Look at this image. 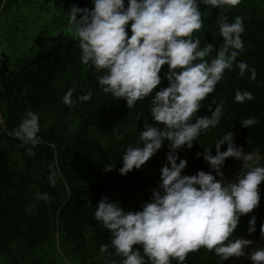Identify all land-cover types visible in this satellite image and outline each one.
<instances>
[{"label": "trees", "instance_id": "16d2710c", "mask_svg": "<svg viewBox=\"0 0 264 264\" xmlns=\"http://www.w3.org/2000/svg\"><path fill=\"white\" fill-rule=\"evenodd\" d=\"M73 5L93 6L92 0H0V17L27 14L12 22L11 31L0 32V264H65L62 249L77 264H121L123 258L109 244L108 230L94 218L96 206L107 197L110 202H120L125 210H139L158 187L159 166L166 163L168 141L139 170L119 173L126 148L138 144L145 124L155 126L148 111L150 97L128 109L124 99L103 92L96 80L100 73L94 74L90 66L81 63L78 40L68 23L67 11ZM200 8L204 26L194 36L199 37L202 48L208 43L214 46L206 57L209 61L223 43L217 35L220 17L225 15L230 22L243 17L244 51L237 59L255 68L256 78L250 79L249 72L238 75L235 66L234 71H226L197 113L210 116L208 105L215 98L224 101L225 115L216 128L202 133L190 150L178 152L180 159L187 157L184 174L205 171L208 163L196 154L212 145L215 154V142L228 131L234 133V144L244 152L259 151L260 158L250 166L264 164V3L241 0L235 8ZM24 27L33 33L25 34ZM164 71L166 66L156 90L168 85ZM69 89H74L73 100L77 101L72 107L62 102ZM236 90L250 91L254 99L235 103ZM89 91L92 99L79 102L77 98ZM26 111L40 117L41 141L32 148L31 156L26 154L31 145L11 135ZM249 117L258 123L242 127L241 122ZM226 149L227 144L221 146V151ZM108 163L114 164L110 172L104 170ZM230 165L228 158L223 168ZM240 170H233L236 176L228 182L234 181ZM51 172L57 173L54 186L48 179ZM259 188V207L241 217L236 232L238 237L255 241L250 248L264 246L259 231L264 223V182ZM37 193L50 194V201H37ZM251 215L256 217L257 231L249 235ZM102 244H109L107 252H101ZM140 254L143 256L142 249ZM184 264H218V260L201 248L189 253ZM223 264L252 262L240 257Z\"/></svg>", "mask_w": 264, "mask_h": 264}, {"label": "clouds", "instance_id": "9594fccd", "mask_svg": "<svg viewBox=\"0 0 264 264\" xmlns=\"http://www.w3.org/2000/svg\"><path fill=\"white\" fill-rule=\"evenodd\" d=\"M240 3L241 0H92V8L73 5L67 11L81 63L90 66L94 74L100 73L96 80L103 92L116 100L124 99L128 109L150 97L148 111L155 126L145 124L138 144L126 148L119 173L139 170L168 141L166 163L149 201L139 210H125L120 202L103 197L96 206L94 218L108 230L109 244L123 258L121 264H172L173 260L184 264L189 253L201 248L213 253L218 264L240 257L250 259L252 264H264V246L250 248L255 241L236 235L241 217L260 205L264 164H248L260 158L259 151L244 152L234 144V133L228 131L215 142V154L213 145L196 154L197 158L203 156L211 171L186 175L187 160L178 156L181 149L190 150L202 133L220 124L225 115L223 100L212 99L215 109L208 105L210 116L197 113L226 71H234L235 66L238 75L249 72L250 79L256 78V69L237 59L244 51L243 17L237 16L231 22L225 15L220 17L217 35L223 43L210 61L206 57L214 46L208 43L202 48L199 37L194 36L204 26L200 5L219 9L224 5L235 8ZM165 66L163 79L168 85L156 90L162 84ZM73 93L74 89H69L62 97L68 107L77 102ZM77 99L88 102L92 92ZM253 99L250 91L241 90H236L233 97L239 104ZM39 119L38 113L26 111L11 133L23 144L31 145L26 150L29 156L41 141ZM257 123L256 118L249 117L241 126L250 128ZM224 144L227 149L221 151ZM228 158L243 161V168L232 182H225L221 171ZM113 168L114 164L108 163L104 170L110 172ZM48 179L54 186L57 173L51 172ZM36 199L48 202L51 197L37 193ZM248 225L249 235L257 231L254 215ZM259 231L264 240V223ZM109 244H102L101 252H107Z\"/></svg>", "mask_w": 264, "mask_h": 264}, {"label": "rangeland", "instance_id": "374dc122", "mask_svg": "<svg viewBox=\"0 0 264 264\" xmlns=\"http://www.w3.org/2000/svg\"><path fill=\"white\" fill-rule=\"evenodd\" d=\"M260 2L264 3V0H260ZM26 15L27 14L24 12L21 16H26ZM21 16L18 17V18H16V17L15 18H12V17H8L7 18V17H3V16L0 17V32H2V31H5V32L11 31L14 28V26H15V25L14 26L12 25V22L13 21H19L21 19ZM24 33L27 34V35H30L33 32H32L31 29L27 28V30H26L25 27H24ZM0 38H1V35H0ZM29 41H30V39L28 40V42ZM28 42H27V45H28ZM15 53H18V51L15 52ZM185 158L187 159V157H185ZM250 163H251V161L248 162V164H250ZM242 168H243V161L242 160L231 158V165L228 166L227 168H222L221 169V171L223 172L224 181L228 182L235 176L233 170H240ZM160 169H161V166H159V170ZM205 171L206 172L211 171L209 164H207L205 166ZM213 174L215 175V173H213ZM217 178L219 179V177H217ZM61 252H62V255L65 256V260H64L65 264H77V263H74L75 261L73 262V260H70L69 258H67V253H66V251L64 249H62Z\"/></svg>", "mask_w": 264, "mask_h": 264}]
</instances>
